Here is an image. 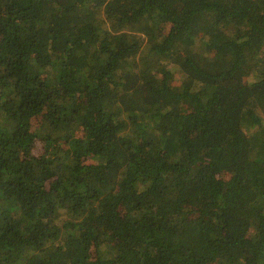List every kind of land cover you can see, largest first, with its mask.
<instances>
[{
	"label": "trees",
	"instance_id": "obj_1",
	"mask_svg": "<svg viewBox=\"0 0 264 264\" xmlns=\"http://www.w3.org/2000/svg\"><path fill=\"white\" fill-rule=\"evenodd\" d=\"M0 264H264V0H0Z\"/></svg>",
	"mask_w": 264,
	"mask_h": 264
},
{
	"label": "rangeland",
	"instance_id": "obj_2",
	"mask_svg": "<svg viewBox=\"0 0 264 264\" xmlns=\"http://www.w3.org/2000/svg\"><path fill=\"white\" fill-rule=\"evenodd\" d=\"M173 83H174L175 85H178V84H179V79H178L177 75H174Z\"/></svg>",
	"mask_w": 264,
	"mask_h": 264
}]
</instances>
